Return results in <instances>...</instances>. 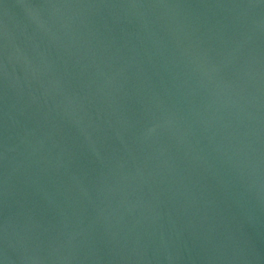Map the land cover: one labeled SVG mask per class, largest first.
Instances as JSON below:
<instances>
[{
    "label": "water",
    "instance_id": "95a60500",
    "mask_svg": "<svg viewBox=\"0 0 264 264\" xmlns=\"http://www.w3.org/2000/svg\"><path fill=\"white\" fill-rule=\"evenodd\" d=\"M0 264H264V0H0Z\"/></svg>",
    "mask_w": 264,
    "mask_h": 264
}]
</instances>
